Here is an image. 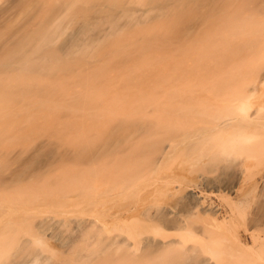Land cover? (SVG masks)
Masks as SVG:
<instances>
[{
  "label": "bare ground",
  "instance_id": "obj_1",
  "mask_svg": "<svg viewBox=\"0 0 264 264\" xmlns=\"http://www.w3.org/2000/svg\"><path fill=\"white\" fill-rule=\"evenodd\" d=\"M0 139V264H264V0H0Z\"/></svg>",
  "mask_w": 264,
  "mask_h": 264
},
{
  "label": "rangeland",
  "instance_id": "obj_2",
  "mask_svg": "<svg viewBox=\"0 0 264 264\" xmlns=\"http://www.w3.org/2000/svg\"><path fill=\"white\" fill-rule=\"evenodd\" d=\"M29 13H19L18 15H16V16H14V17H11V23H10V25L8 26V27H3V31H4V38H6V37H8L9 35H11V34H13L17 29H18V27H19V24L22 22V21H24L25 19H26V17H27V15H28ZM7 139L8 140H10V141H12V143L11 144H20L19 142H17V141H14L16 138H14V137H12V136H10V135H7ZM41 140H45V138L44 137H42V136H38V137H35V138H30L28 141H27V143L26 144H28V143H35V142H39V141H41ZM0 141H2V139H0ZM3 142H4V140H3ZM2 142V143H3ZM8 144V143H7ZM22 144V143H21ZM26 144H23V145H26ZM3 145V144H2ZM2 146H1V143H0V148H1ZM22 148H25L24 146L22 147ZM16 149H20V148H16ZM9 158H10V160L12 161V163H14L15 162V160H14V158H12V156L10 155L9 156ZM11 163V164H12ZM263 163V165H261ZM261 164H260V168H263L264 169V160H263V162H261ZM15 164H13L12 166H14ZM68 242V238H66V239H64L63 241H61V244H63V245H65L66 243ZM60 244V245H61ZM63 245H61V246H63ZM31 249L32 248H30V246H28V245H21V246H17V248H14V250H13V254L15 253V255L12 257L13 259L14 258H18V257H20L21 255H23V254H25V253H27L28 251H31ZM44 253V252H43ZM45 254V253H44Z\"/></svg>",
  "mask_w": 264,
  "mask_h": 264
}]
</instances>
